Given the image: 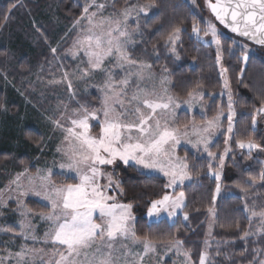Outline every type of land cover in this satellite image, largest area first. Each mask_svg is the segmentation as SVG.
Listing matches in <instances>:
<instances>
[{
	"label": "snow or ice",
	"instance_id": "6c2138e0",
	"mask_svg": "<svg viewBox=\"0 0 264 264\" xmlns=\"http://www.w3.org/2000/svg\"><path fill=\"white\" fill-rule=\"evenodd\" d=\"M192 2L194 4L195 0ZM206 2L215 20L225 29L264 48V0H215L214 3L212 0H206ZM106 6V3L91 0L85 4L82 16L73 25L79 29L80 35L74 41L72 54L78 57L82 53L89 66L80 70L81 76L88 77L99 71L105 77L100 88L102 93L100 106L90 108L87 104H80L67 118L69 126L61 124L60 120L54 121L56 127L64 133V140L56 150L64 158L59 164L60 175L67 176L75 182L56 183L51 168L38 169L34 176H27V187L21 183L27 169L13 181L20 196L39 198L46 202V207L49 208L47 213H38L39 218L49 225L42 239L35 234L31 220L27 219L29 215H36L31 209L21 213L25 219L19 222V235L25 240L31 239L51 246L46 252L45 248H28L22 245L20 251L9 253L7 258L9 261L15 259V264H144L145 257L150 253H156L158 247H164L169 252L175 249L177 255H184L185 264H192L190 252H181L183 241L157 242L147 235L141 237L137 233L136 218L132 214L133 204L121 202L119 197H123L125 192L120 182L114 180L112 173L106 169L120 162L125 166L135 167L141 173L149 171L166 177L164 189L172 191H164L159 199L149 201L147 217L158 224L165 222L162 214L166 215L167 220H172L186 207L185 193L177 189H183L185 181L192 179L187 155L181 157L177 149L182 143H186L196 149L197 153L201 155L206 153L209 159V175L214 176L219 182L220 172L211 170V161L219 159L222 167L229 149L225 148L224 155L217 156L210 151L209 146L212 143V134L220 127L224 114L221 111L211 119L205 117L203 125H196L193 121L191 128L185 124L181 130L180 125L175 124L176 109L181 105L173 96L167 94V88L158 93L155 89L149 91L139 86L140 81L151 80L153 76L150 72L151 65L133 59L129 51V46L134 44L132 34L127 30L130 10L125 8L122 11L123 21L113 20L111 16H103ZM92 7H95L96 11H90ZM146 7L148 6H140V11L144 12ZM206 24L204 35L210 34L211 43L217 46L216 59L219 63L221 33L211 21H206ZM181 31L182 29L177 27L167 38V43L173 45V52ZM200 31L201 29L193 24L192 32L197 39H201ZM232 44L237 45L238 41L233 39ZM240 47L241 59L246 66L252 52L247 44ZM52 51L55 52L56 49ZM112 61L114 68H135V71H128L122 79L116 81L112 69L105 67L106 63ZM145 69L149 71L146 73ZM244 71L245 68L240 69L241 77ZM132 76L136 77L137 86L129 96L128 89ZM63 79L68 81L67 86L71 90L72 83L67 72L64 73ZM163 83L164 80L161 81V85ZM227 87L228 81L225 80V88ZM72 95L74 97L75 93ZM188 96L190 99L183 103L191 110L194 93L189 91ZM203 97V92L198 94L200 100H203ZM233 104L232 93L229 91L226 117L228 133L233 132L232 121L236 114ZM201 111L203 112V109ZM256 112L264 114V103ZM256 123L254 115L253 127ZM95 127L99 128L97 134H93L92 131ZM229 139L231 137L225 139V144H228ZM236 145L240 149H247L249 155L253 149H261L259 144L252 141L237 140ZM102 180L106 182L101 183ZM260 180L264 181V172L261 173ZM250 184L255 186L256 180L250 178ZM216 191L217 193L220 191L219 183ZM241 191L246 192L245 189ZM244 210L250 213V224L258 218L260 227L255 233L244 232L242 239L247 240L251 235L264 238V209L258 212L255 207L250 208L246 203ZM212 211L210 208L209 212ZM183 219L188 220L187 213H184ZM126 241L130 243H125ZM135 246H142V251H135ZM253 251L259 255L264 249ZM209 256L208 252H201L199 264H212ZM4 260V257H0V264H4ZM258 264H264V259H260Z\"/></svg>",
	"mask_w": 264,
	"mask_h": 264
},
{
	"label": "trees",
	"instance_id": "16d2710c",
	"mask_svg": "<svg viewBox=\"0 0 264 264\" xmlns=\"http://www.w3.org/2000/svg\"><path fill=\"white\" fill-rule=\"evenodd\" d=\"M85 1L0 0V77L2 73H6L14 79L16 85H23L24 81L31 78L42 65L48 64L52 58L48 42L55 44L66 32L65 29L61 30V26L68 28L82 16ZM136 2L151 4L154 8L142 22V40L130 49L132 58L148 61L157 72L164 70L171 79L170 91L179 100L188 99L189 91L206 93L204 96L206 115L182 112L177 117V123L185 125L191 120L201 123L205 121V117L211 119L221 109L227 110V102L218 95L225 88L222 69L227 75L236 114L233 117L234 131L230 145L232 152L225 162L222 179L226 195L216 202L213 197L216 196L218 182L208 173V159L183 147L179 150L181 155H187L193 176V181L183 188L186 195L183 214L187 213V221L179 215L174 223H170L167 219L159 224L149 222L147 217L149 201L159 199L164 191H168L164 189L166 180L160 176L141 173L135 167H116L114 178L120 182L125 192L122 199L125 203L133 204L136 215L135 229L141 237L147 235L157 242L183 241L184 247L191 252L194 263L199 264V256L204 252L207 236L209 209L215 207L213 237L223 245L210 250L214 257L212 264H249V262L258 264L259 257L264 252L256 255L253 250L264 249V238L242 239L244 232L250 231L251 224L244 210V200L241 195L244 191L241 189H245V193L258 194L255 200L259 208H263L264 181L260 180V175L264 172V168L259 160H253L246 165L245 156L239 155L240 150L236 141H252L259 145L264 141V134L259 127L252 125V117L257 116L256 109L264 103V53L251 55L245 66L241 56L230 51L232 41L225 38L222 40L224 50L219 65L216 59L217 49L211 44L197 41L193 36V24L204 26L205 15L194 12L186 0H114L112 10L120 12ZM46 11L52 15V18L47 17L41 21L36 31L31 25L32 19H39ZM177 27L182 29L177 50L178 59L170 53L167 43L169 34ZM27 36L38 39V47L32 53H22L20 43ZM76 36V33L69 35L58 53H64ZM241 68H245L242 77ZM212 95L217 96L212 97ZM23 101L16 91L0 84V114L6 107L13 115H19L23 110ZM81 102L87 103L90 108L99 107V92L93 90L84 96ZM226 124L225 118L223 125ZM20 132L21 140H25L31 146L40 145L45 138L43 131L34 125L21 127ZM224 141L225 134L211 146V151L222 152L226 145ZM37 157V151L15 150L8 144L7 138L0 139V169L3 171L24 169L35 171L33 164ZM250 178L256 180L255 186H251ZM66 181L74 182L71 179ZM27 204L35 211H49L46 205L36 200H29Z\"/></svg>",
	"mask_w": 264,
	"mask_h": 264
},
{
	"label": "rangeland",
	"instance_id": "374dc122",
	"mask_svg": "<svg viewBox=\"0 0 264 264\" xmlns=\"http://www.w3.org/2000/svg\"><path fill=\"white\" fill-rule=\"evenodd\" d=\"M23 1V0H22ZM114 0H97V3H106V8L103 11V16L109 17L113 20H121L123 21V16L121 15L122 11L120 12H114L112 10ZM194 10V12L198 14H204L205 18V25L204 26H198L200 31V37L201 39H197L195 34L193 36L197 39V41L211 44L216 49L217 46L215 44L211 43V35H204V31L207 28L206 21H211L214 23L218 29V31L221 33V49H220V61L219 65L221 64V59L223 55V42L222 40L225 38L230 39L231 41L233 39L238 41L237 45L231 44L230 51L232 53H238L240 56L242 54L241 45L247 44L249 49L253 54L256 53H264V48H257L244 40H240L238 38H235L231 35H229L215 20L214 16L212 15L210 9L207 7L206 0H195V3L193 4L192 0H186ZM91 0H86L84 2V6L86 3H90ZM136 6V7H133ZM140 6H148L145 8L144 12L140 11ZM130 12L131 16L127 20V30L132 34V40L134 41V44L129 46L130 49L134 48L137 44L140 43V41L143 38V31H142V22L144 21L145 17L148 16L152 11L154 6L151 4H142L136 2L134 5L127 7ZM90 11H96L95 7H92ZM47 17H51L52 15L46 11L45 14H43L39 19L33 18L31 25L35 28L36 31H38L39 23L46 19ZM80 19V18H79ZM82 23H85L82 21ZM74 23L69 26L68 28H65L64 25L61 26V30L65 29L64 35L58 39V41L55 44H52L48 42V46L51 48L52 58L49 61L48 64L42 65L35 73L34 75L29 78L28 80H25L23 85H16L14 82V79L7 75L6 73H2V77H0V84L2 83L6 88H10L14 91H16L20 97L24 100L23 101V110L19 115H13L8 111L6 107H4L2 113L0 114V139L3 138L5 140L7 138L8 144L13 147L15 150L19 149H32L33 151L38 152V157L36 158L33 166L35 167V171H30L27 169V172L25 173V170L22 171H3L0 169V257H4V264H15V259H12L9 261L7 258L9 256V253H16L20 251L22 245H26L28 248H45V251H49L50 245H44L40 242H34L31 239L25 240L23 237L19 235L20 229H19V222L22 219H25V217L21 216V213L31 209L27 202L29 200H36L41 202L42 204L46 205V202L41 201L39 198L28 196V197H22L19 195V190L16 187V184L13 183L14 180H16L17 176L21 173H25V176L22 177L21 183L24 185V187H27V179L26 177L29 175L34 176L37 173V170H47L51 168L53 170V180L56 183H68L66 179H68L67 176L60 175L61 169L59 168V164L63 162L64 158L60 153H58L56 150L59 146H61L63 140H64V133L61 131L60 128L56 127L54 121L60 120L61 124H64L65 126H69L67 118L70 117L73 113L74 109H78L80 104H87L81 102V99L90 94L93 90H97L99 92L100 102H101V96L102 93L100 91V88L104 84V75L96 71L92 74H90L88 77H82L81 71L83 69H87L89 66L86 63V57L83 56L81 53L78 57H74L73 52V44L74 41L79 38L80 32L78 28L73 27ZM124 26L123 23L121 25ZM107 27V25H105ZM72 33H76V37L72 42V45L62 54L58 53V50L61 48V45L64 43L66 38L71 35ZM180 35V34H179ZM38 39L33 37H25L24 40L20 43L22 53H32L36 50L38 47L37 45ZM180 42V39L176 42L174 45L175 51H172L173 45L169 44L170 53L175 57L179 58L178 56V44ZM52 49H56L55 52L52 51ZM136 60V59H135ZM140 63L151 65L150 72L153 76V79L148 80L145 79L143 81L139 82V86L141 88H145L149 91H152L155 89L158 93L163 92V88H167L168 95L173 96V94L170 91V85H171V79L167 75V73L163 70L161 72H157L152 64H150L148 61L145 60H137ZM114 61L111 63H106L105 67L111 68L112 71L115 73V80L119 81L122 79L125 74L128 71H135V68L128 69L127 67L125 69H118L114 68ZM149 70L145 69V72L147 73ZM68 73V79L72 83V89L69 90L67 84L68 81L63 79L64 73ZM223 73V74H222ZM221 75L225 87V80H227V75L224 69L221 70ZM164 80L163 85H161V81ZM54 81H60L59 83H55ZM137 86V79L135 76L131 77V84L128 89V95L131 96L132 92L136 90ZM230 91L229 85L227 88H224V90L218 95L225 99L227 102L226 105H228V92ZM75 93V96L73 97L72 93ZM203 92L204 96L206 93L204 91H197L194 93V99H192V109L189 110L187 105H185L183 102L186 100H189L190 98L186 100H179L176 97H174L177 102L180 103L181 107L176 109V121L177 123V117L183 112L194 114L198 113L200 116L206 115V109H205V103H204V97L203 100H200L198 98V94ZM217 95H212V97H216ZM233 98V97H232ZM203 109V112L201 111ZM145 111H147L145 109ZM223 112V117H221V123L220 127L216 129L212 134V143L210 144L209 148L211 151V146L217 141V139L225 134V139L228 137H231L229 139L228 144L225 145V148L229 149V152L227 155H225L223 165L221 167V161L219 159L212 160V171L213 172H220V181L218 182L220 185V191L215 196V202L226 195L224 187L222 185V179H223V171H224V165L226 160L229 158L232 149L230 147L231 140H232V133L227 132L228 128V120L226 126L223 125V121L227 117L228 114V106L227 110L221 109L219 111ZM217 116V115H216ZM256 125L255 127H259L260 131L264 134V114H257L256 116ZM205 122V121H204ZM204 122L196 123V125H203ZM94 123V122H93ZM171 123V120H170ZM193 123V120H191L187 125L189 128H191V125ZM175 124L173 126H175ZM27 125H34L37 128H39L41 131H43L45 138L44 141L37 146H31L29 143H27L25 140H21V127L27 126ZM180 125V124H178ZM233 125V121H232ZM184 125H180L181 130H183ZM93 134H97L99 132V128L95 127L92 129ZM234 131V128H233ZM6 136V138H5ZM261 149H264V141L263 144L260 145ZM185 148L189 151H191L194 154H198L201 157H205L206 153L202 154L197 153V150L192 148L190 144L182 143L178 149L177 153L181 157H184L180 154V148ZM225 148L222 152H213L216 153L217 156L224 155ZM261 149H253L251 151V154L249 155V152L247 149H240L239 148V155L245 156V163L246 165H249L251 161L253 160H259L264 168V151H261ZM208 159V158H207ZM209 161V159H208ZM188 163V162H187ZM189 165V163H188ZM118 166H125L122 163L118 162L115 166H108L107 171L111 172L114 178L113 167ZM190 172V167H189ZM147 175H156L163 177L166 182L167 178L164 177L162 174L155 173V172H144ZM209 173V172H208ZM191 174V172H190ZM212 178L214 176L210 175ZM191 181H185V186L190 184L193 181V176L191 174ZM215 179V178H214ZM114 180H117L114 178ZM74 181V180H73ZM75 182V181H74ZM72 182V183H74ZM105 180H102L101 183H105ZM184 186V187H185ZM183 187V188H184ZM168 192H171L172 189H167ZM183 189H177V191H180ZM184 191V190H183ZM185 193V192H184ZM242 197L244 200V205L247 203L250 208L255 207L256 211H260L263 208H259L258 202L255 200V198L258 196L251 194V193H245L242 192ZM121 202L125 203L122 199V197H119ZM18 201L22 203H18ZM185 204H186V195H185ZM49 209V208H48ZM212 212H209L208 215V230H207V236L205 239V246L204 251L208 252L210 254L209 259L210 262L214 263V257L211 254L210 250L215 247H221L223 244L221 242H218L213 237V231L215 226V207L212 208ZM32 213H35L36 215H29L27 219H30L32 222V225L35 229V234L40 237L41 239L44 236L45 231L48 230V222L43 221L39 218L38 213L40 211L32 210ZM247 212V211H246ZM47 213V212H45ZM214 213V215H213ZM132 214L136 218V215L134 213V208L132 209ZM248 217L250 215L249 212H247ZM179 215H182L183 217V210L178 212V215L175 216L172 220H168L170 223H174ZM162 218L166 219V215L162 214ZM149 222H156L153 219H149ZM100 222L99 220L97 221ZM136 222V220H135ZM260 227L259 219L256 218L251 222V229L250 232L255 233L257 228ZM5 229H8V231H5ZM259 238L256 235H251L248 238ZM207 242V244H206ZM130 243V242H125ZM210 245V247L208 246ZM135 251H142V246H135ZM188 251L184 245L181 247V252ZM191 255V252H190ZM260 259H264V253L260 255ZM47 259V257H45ZM258 260V262H259ZM192 264H195L192 257H191ZM144 264H185V257L184 255H177L175 249L172 251H167L164 247H158L156 253H150L148 256L144 259Z\"/></svg>",
	"mask_w": 264,
	"mask_h": 264
},
{
	"label": "water",
	"instance_id": "95a60500",
	"mask_svg": "<svg viewBox=\"0 0 264 264\" xmlns=\"http://www.w3.org/2000/svg\"><path fill=\"white\" fill-rule=\"evenodd\" d=\"M212 2L214 3L215 0H212ZM210 11H211V10H210ZM211 13H212V12H211ZM212 15H213V13H212ZM213 16H214V15H213ZM214 18H215V17H214ZM216 21H217V20H216ZM217 23H218L223 29H225L224 26L221 25V24L219 23V21H217ZM225 30L228 31L229 33L235 35V36L238 37L239 39H242V40H244V41H246V42H248V43H250V44H252V45H254V46L260 47V46H258V45H256V44H254L253 42L247 40L246 38H243V37H239V36H237L235 33H232V32H231L230 30H228V29H225Z\"/></svg>",
	"mask_w": 264,
	"mask_h": 264
}]
</instances>
